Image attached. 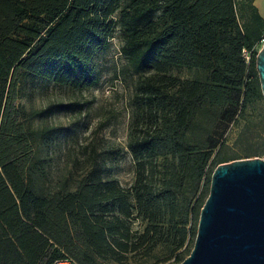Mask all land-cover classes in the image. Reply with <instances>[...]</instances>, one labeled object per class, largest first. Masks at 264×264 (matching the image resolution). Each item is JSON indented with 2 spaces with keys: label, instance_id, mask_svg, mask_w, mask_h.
I'll return each instance as SVG.
<instances>
[{
  "label": "trees",
  "instance_id": "obj_1",
  "mask_svg": "<svg viewBox=\"0 0 264 264\" xmlns=\"http://www.w3.org/2000/svg\"><path fill=\"white\" fill-rule=\"evenodd\" d=\"M251 2L0 0V264H178L189 254L214 168L263 154L233 152L224 135L240 119L238 137L257 134L245 113L264 98L257 50L246 62L242 49L258 42L264 20ZM116 28L136 75L128 185L111 176L113 147L103 155L89 143L70 170L53 169L57 128L35 126L16 103L22 75L96 85V59Z\"/></svg>",
  "mask_w": 264,
  "mask_h": 264
},
{
  "label": "rangeland",
  "instance_id": "obj_2",
  "mask_svg": "<svg viewBox=\"0 0 264 264\" xmlns=\"http://www.w3.org/2000/svg\"><path fill=\"white\" fill-rule=\"evenodd\" d=\"M121 44L119 30L116 28L109 48L96 59L100 71L99 81L88 88L78 90L21 76L20 96L16 103L21 105L26 113L33 112L35 126L45 123L57 128L58 132L52 137L53 143L50 147L54 155L53 169L70 170L77 157L82 158V147L93 143L103 155L112 147L117 149L119 154L111 167V176L117 178L122 185H128L132 181L133 162L125 145L136 75L127 67L126 59L120 52ZM179 74L188 77L191 72L182 69ZM76 101L83 106H79ZM58 103H64L65 106H58ZM42 109H48L45 115L38 114L37 111ZM245 113L258 122L252 126L253 134L254 131L257 133L256 137H238L243 119L234 124L229 123L225 127L224 135L232 145L230 150L242 152L241 149L247 146H261L263 154L259 157H264V98L248 106ZM133 225L136 226L137 223ZM193 242L189 243V246L193 245ZM137 263L139 261L136 260L129 262ZM161 264L176 263L169 261Z\"/></svg>",
  "mask_w": 264,
  "mask_h": 264
},
{
  "label": "water",
  "instance_id": "obj_3",
  "mask_svg": "<svg viewBox=\"0 0 264 264\" xmlns=\"http://www.w3.org/2000/svg\"><path fill=\"white\" fill-rule=\"evenodd\" d=\"M255 69L264 96V43ZM178 264H264V157L214 168L192 249Z\"/></svg>",
  "mask_w": 264,
  "mask_h": 264
},
{
  "label": "built area",
  "instance_id": "obj_4",
  "mask_svg": "<svg viewBox=\"0 0 264 264\" xmlns=\"http://www.w3.org/2000/svg\"><path fill=\"white\" fill-rule=\"evenodd\" d=\"M264 43V31L260 37V39L258 40V42L254 45V47L252 49H247V48H243L242 49V56L245 59L246 62L249 61L250 56L252 54V50L253 49H258L259 45H262ZM50 264H70V260L69 259H60V260H55Z\"/></svg>",
  "mask_w": 264,
  "mask_h": 264
},
{
  "label": "crops",
  "instance_id": "obj_5",
  "mask_svg": "<svg viewBox=\"0 0 264 264\" xmlns=\"http://www.w3.org/2000/svg\"><path fill=\"white\" fill-rule=\"evenodd\" d=\"M251 3L254 6V12L256 11L264 20V0H252Z\"/></svg>",
  "mask_w": 264,
  "mask_h": 264
}]
</instances>
